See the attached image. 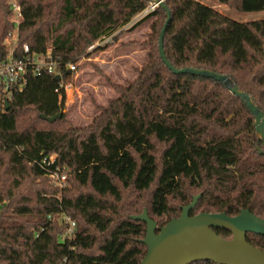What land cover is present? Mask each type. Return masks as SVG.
<instances>
[{
    "label": "trees",
    "instance_id": "16d2710c",
    "mask_svg": "<svg viewBox=\"0 0 264 264\" xmlns=\"http://www.w3.org/2000/svg\"><path fill=\"white\" fill-rule=\"evenodd\" d=\"M217 1L243 13L264 11V0ZM16 2L21 21L15 56H21L22 44L37 54L50 47L63 78L66 64L96 42L116 41L113 35L152 5L150 0ZM163 4L170 12L163 35L169 63L229 76L264 114V19L238 22L200 0ZM10 13L0 0L2 54L13 31ZM150 18H156L152 54L132 81L112 85L117 97L95 107L91 125L76 128L65 120L64 92L59 99L58 81L46 74L30 77L0 115V264H139L146 252L138 241L145 224L128 216L145 206L161 227L191 202L192 190L201 197L190 216L249 210L264 219V157L255 150L263 145L252 115L221 83L169 71L158 53L165 11L156 6L130 27ZM58 113L51 123L41 119ZM59 169L67 172L68 190L17 192L23 183L45 180ZM130 189L149 192L144 205L122 203L121 193ZM61 216L75 224L74 236L62 241ZM246 241L264 251V237L248 234Z\"/></svg>",
    "mask_w": 264,
    "mask_h": 264
},
{
    "label": "water",
    "instance_id": "95a60500",
    "mask_svg": "<svg viewBox=\"0 0 264 264\" xmlns=\"http://www.w3.org/2000/svg\"><path fill=\"white\" fill-rule=\"evenodd\" d=\"M165 11L166 18L158 35V53L162 63L173 74H191L212 79L224 85L227 90L239 98L253 117L256 139L264 148V114L254 105L251 97L231 83L229 76L209 70L196 68L177 69L166 59L163 50V35L170 20V12L163 0H150ZM69 74V72H68ZM59 81V76H55ZM9 103L4 109L8 111ZM58 113L52 117L41 115V119L51 123L60 118ZM255 150L264 157V149L255 146ZM201 194L194 196L191 202L180 208L178 217L170 219L165 225L157 227L149 218L146 209L139 215L129 216L134 221L145 224V236L138 240L146 247L139 264H191L210 262L212 264H264V251L246 241L248 234L264 237V219L258 218L249 210H241L235 216L225 213H199L190 216ZM215 230L231 233L230 239L221 238Z\"/></svg>",
    "mask_w": 264,
    "mask_h": 264
},
{
    "label": "rangeland",
    "instance_id": "374dc122",
    "mask_svg": "<svg viewBox=\"0 0 264 264\" xmlns=\"http://www.w3.org/2000/svg\"><path fill=\"white\" fill-rule=\"evenodd\" d=\"M8 1L10 0H6L7 4ZM200 1L212 7L215 11L224 14V16L238 22L264 19V11L243 13L236 10L234 4L223 5L219 4L217 0ZM140 18L133 19L129 24L117 31L112 37L117 38L116 41L111 40L110 37L96 42L97 46L94 43L92 47H88L85 50L86 53L82 54L75 61L77 70L70 74L66 80V83H70L71 88L64 92L65 97L62 111L65 120L71 126L84 129L91 125L92 120L97 115L95 107H104L110 100L117 97L112 89V85L124 86L127 82L132 81L136 77V71L145 64L149 55L152 54L150 48L155 42L151 26L156 22V18L146 19L136 28L131 29L130 26ZM10 19L11 13L9 15ZM51 158H53V155ZM58 173L68 178L66 170L59 169ZM47 177L41 181L33 180L32 185L31 182L23 183L17 192L27 194L31 190L32 192L46 190L45 192L50 194L52 190H55L58 194L59 190H68L69 186L66 181L60 183L56 180V177ZM5 179L15 180L14 177L9 178L8 176H5ZM83 190L84 192L86 191V189ZM148 194V191L138 195L131 189L125 190L121 193L122 203H138L144 205L148 200ZM199 194V192L192 190L190 192V198ZM17 203L18 201L16 200L15 204ZM144 209H146L145 206L139 214ZM9 216L12 215L10 214ZM152 219L156 221L154 217ZM12 220L7 221L10 223Z\"/></svg>",
    "mask_w": 264,
    "mask_h": 264
},
{
    "label": "built area",
    "instance_id": "2783aa9c",
    "mask_svg": "<svg viewBox=\"0 0 264 264\" xmlns=\"http://www.w3.org/2000/svg\"><path fill=\"white\" fill-rule=\"evenodd\" d=\"M8 6L11 12V19L13 24V31L7 34L2 46L3 54L0 53V115L5 113L4 105L9 103L13 95L21 92L30 77H41L42 75L59 76V81L54 92L61 99V91L65 92L71 88L70 83H66L70 74L76 71L75 63H68L65 65L67 77H61L59 64L55 62L51 55V48L47 47L43 54L31 52L28 45L22 44L20 48V57L15 56L17 48V34L18 26L21 21V12L16 0L8 1ZM156 4L150 5L138 17H143L149 11L154 10ZM97 46V43L96 45ZM49 177H56L60 183L66 181V176L58 173L57 171L50 174ZM61 221L65 230L61 236V241L65 238H72L74 236V222L67 216H61Z\"/></svg>",
    "mask_w": 264,
    "mask_h": 264
}]
</instances>
